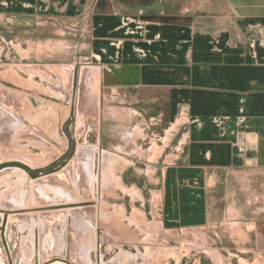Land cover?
Wrapping results in <instances>:
<instances>
[{"label": "crops", "instance_id": "crops-1", "mask_svg": "<svg viewBox=\"0 0 264 264\" xmlns=\"http://www.w3.org/2000/svg\"><path fill=\"white\" fill-rule=\"evenodd\" d=\"M51 19H86L90 28L85 84L100 106L98 146L112 137V112L134 124L124 145L103 149L106 168L120 158L135 168L118 154L137 147L142 125L166 127L172 153L163 155V143L146 160L164 159L150 177L163 228L262 217L264 0H0L2 22ZM254 231L264 249V226Z\"/></svg>", "mask_w": 264, "mask_h": 264}, {"label": "rangeland", "instance_id": "rangeland-1", "mask_svg": "<svg viewBox=\"0 0 264 264\" xmlns=\"http://www.w3.org/2000/svg\"><path fill=\"white\" fill-rule=\"evenodd\" d=\"M89 29L86 19L37 24L0 20V65H78L74 151L66 163L35 178L18 166L0 168V234L5 247L0 237V264H264V249L254 245V230L264 226V200L261 218L246 215L239 224L211 218L198 228L171 230L159 223L160 209L151 200L157 185L150 177H158L164 159L152 163L155 167L146 160L150 154L155 160L154 150L163 143L168 144L163 155L172 153L173 142L164 138L163 125H142L137 147L123 153L130 156L118 154L135 168H127L122 158L115 163L118 167H105L103 149L124 145V131L134 124H123L122 115L112 112V137L98 146L100 106L94 110L85 84ZM35 182L41 183L35 188ZM238 191L247 198L253 188L240 183Z\"/></svg>", "mask_w": 264, "mask_h": 264}, {"label": "water", "instance_id": "water-1", "mask_svg": "<svg viewBox=\"0 0 264 264\" xmlns=\"http://www.w3.org/2000/svg\"><path fill=\"white\" fill-rule=\"evenodd\" d=\"M77 74L78 65H0V168L22 165L38 177L66 163Z\"/></svg>", "mask_w": 264, "mask_h": 264}, {"label": "bare ground", "instance_id": "bare-ground-1", "mask_svg": "<svg viewBox=\"0 0 264 264\" xmlns=\"http://www.w3.org/2000/svg\"><path fill=\"white\" fill-rule=\"evenodd\" d=\"M88 164H86V166H87ZM12 172H19L20 174H19V176L20 175H25V173L23 172V171H21V170H17V169H14V170H12ZM15 174H18V173H15ZM13 175V174H12ZM4 179V178H3ZM1 180V179H0ZM21 181V180H20ZM41 182H35L34 183V187L36 188V186L37 185H39ZM14 187V186H13ZM52 188V187H51ZM61 189V188H60ZM60 189H59V191H60ZM64 191V190H63ZM5 193V192H4ZM57 194V193H56ZM43 197V196H42ZM13 199V198H12ZM47 199V198H46ZM9 200V199H8ZM22 201V200H21ZM10 202V201H9ZM16 202H17V200H16ZM12 203V201L9 203V204H11ZM6 204V203H5ZM7 204H8V202H7ZM29 204V203H28ZM12 205H14V203L12 204ZM31 207V206H30ZM29 207V208H30ZM26 208V207H25ZM73 210V209H72ZM32 221V220H31Z\"/></svg>", "mask_w": 264, "mask_h": 264}, {"label": "trees", "instance_id": "trees-1", "mask_svg": "<svg viewBox=\"0 0 264 264\" xmlns=\"http://www.w3.org/2000/svg\"><path fill=\"white\" fill-rule=\"evenodd\" d=\"M16 165H19V164H16ZM20 167H21L23 170H25V171L27 172V174H28L30 177L35 178V177L37 176L38 171H32V170H30L29 168H27V167H25V166H22V165H20Z\"/></svg>", "mask_w": 264, "mask_h": 264}]
</instances>
